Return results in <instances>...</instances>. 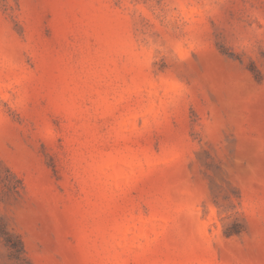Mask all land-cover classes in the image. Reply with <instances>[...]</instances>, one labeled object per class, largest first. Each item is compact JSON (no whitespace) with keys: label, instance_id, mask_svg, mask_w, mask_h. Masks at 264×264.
Returning a JSON list of instances; mask_svg holds the SVG:
<instances>
[{"label":"rangeland","instance_id":"rangeland-1","mask_svg":"<svg viewBox=\"0 0 264 264\" xmlns=\"http://www.w3.org/2000/svg\"><path fill=\"white\" fill-rule=\"evenodd\" d=\"M0 264H264V0H0Z\"/></svg>","mask_w":264,"mask_h":264}]
</instances>
